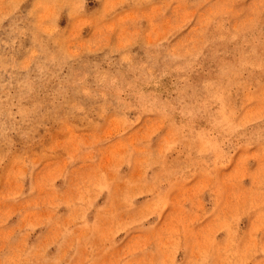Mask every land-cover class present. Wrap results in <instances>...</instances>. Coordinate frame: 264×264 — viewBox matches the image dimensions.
<instances>
[{
  "label": "rangeland",
  "instance_id": "obj_1",
  "mask_svg": "<svg viewBox=\"0 0 264 264\" xmlns=\"http://www.w3.org/2000/svg\"><path fill=\"white\" fill-rule=\"evenodd\" d=\"M0 264H264V0H0Z\"/></svg>",
  "mask_w": 264,
  "mask_h": 264
}]
</instances>
